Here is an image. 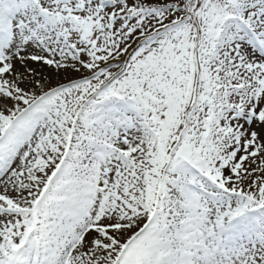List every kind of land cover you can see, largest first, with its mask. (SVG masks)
<instances>
[{
	"label": "snow or ice",
	"instance_id": "1",
	"mask_svg": "<svg viewBox=\"0 0 264 264\" xmlns=\"http://www.w3.org/2000/svg\"><path fill=\"white\" fill-rule=\"evenodd\" d=\"M0 264H264V0H0Z\"/></svg>",
	"mask_w": 264,
	"mask_h": 264
}]
</instances>
